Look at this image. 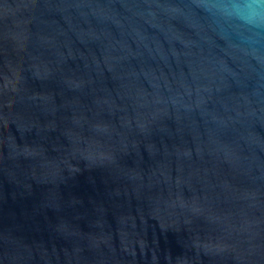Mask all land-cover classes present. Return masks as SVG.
Masks as SVG:
<instances>
[{
  "label": "water",
  "instance_id": "95a60500",
  "mask_svg": "<svg viewBox=\"0 0 264 264\" xmlns=\"http://www.w3.org/2000/svg\"><path fill=\"white\" fill-rule=\"evenodd\" d=\"M0 264H264V0H0Z\"/></svg>",
  "mask_w": 264,
  "mask_h": 264
}]
</instances>
